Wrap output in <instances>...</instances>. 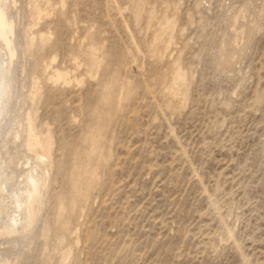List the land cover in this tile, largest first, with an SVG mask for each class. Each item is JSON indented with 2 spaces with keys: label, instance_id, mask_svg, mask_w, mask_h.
Wrapping results in <instances>:
<instances>
[{
  "label": "rangeland",
  "instance_id": "1",
  "mask_svg": "<svg viewBox=\"0 0 264 264\" xmlns=\"http://www.w3.org/2000/svg\"><path fill=\"white\" fill-rule=\"evenodd\" d=\"M3 2L0 264H264V0Z\"/></svg>",
  "mask_w": 264,
  "mask_h": 264
},
{
  "label": "bare ground",
  "instance_id": "2",
  "mask_svg": "<svg viewBox=\"0 0 264 264\" xmlns=\"http://www.w3.org/2000/svg\"><path fill=\"white\" fill-rule=\"evenodd\" d=\"M4 2H3V0H0V37H3L5 40V36L7 35V32L9 33V32H11V30H10L9 25L6 23L7 22L5 19L6 17L4 18L3 12L1 10L5 6ZM3 43L4 42H1V40H0V117H2L4 115V113L6 111L5 109H7L8 104H9V100L11 99L12 88H9V87H10V83H12V77L14 74V72H12L13 69H10L8 67L10 64V60L12 58L11 54H9V53L10 52L12 53L13 50L11 51L10 50L11 48L10 49H9V47L7 48L6 44H3ZM5 49H9L10 51H8V53H6ZM2 55L6 56V62L7 63L3 59L4 57L2 58ZM2 168H3L2 165H0V231L5 232V234L6 233L7 234H13L15 232H16V234H18L20 232V230H19V228H17V225L20 223H19V221H17V219L14 217V215L20 216V219L22 218V220L24 221L23 222L24 226L21 227L22 228L21 232L26 231V229H28L29 224L32 222V217L29 215V213L31 212V208H33L32 206H34V202H33V204H30L29 202L31 201L32 195H37L36 193H38L39 184H37V181H39V179H38L39 174L37 177L34 176L33 174H30L32 176L28 175V178L26 177V179L23 180L24 181L23 184L21 183L23 186H21L17 191H14L11 194L12 197H9V198L12 199V206H9L10 204L8 203L9 201L7 200L8 196H6V198H7L6 200L8 201L7 203H8V207H9L8 208L6 206V208L8 209L7 211L10 210L9 211L10 216L8 215L9 219H7V217H6L7 211H4V209H2V207L4 208V206H2L4 204L1 202L2 201L1 198L4 196L6 190H5V188H2L1 185H4L3 184L4 182H7V181L9 182L10 180L4 178L5 175L3 177L4 171L2 172ZM22 205H25V207L22 208L21 207ZM20 208H22L21 212L18 213L17 210H19Z\"/></svg>",
  "mask_w": 264,
  "mask_h": 264
},
{
  "label": "water",
  "instance_id": "3",
  "mask_svg": "<svg viewBox=\"0 0 264 264\" xmlns=\"http://www.w3.org/2000/svg\"><path fill=\"white\" fill-rule=\"evenodd\" d=\"M220 64V63H219ZM220 65H222V64H220Z\"/></svg>",
  "mask_w": 264,
  "mask_h": 264
}]
</instances>
